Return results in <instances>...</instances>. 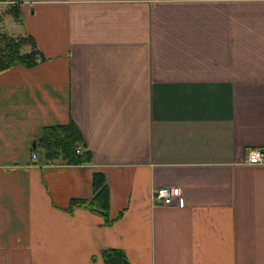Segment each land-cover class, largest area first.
Segmentation results:
<instances>
[{
  "label": "crops",
  "instance_id": "obj_1",
  "mask_svg": "<svg viewBox=\"0 0 264 264\" xmlns=\"http://www.w3.org/2000/svg\"><path fill=\"white\" fill-rule=\"evenodd\" d=\"M2 33L45 60L0 70V264H264V0H0ZM70 121L91 158L48 161ZM96 173L108 214L70 209Z\"/></svg>",
  "mask_w": 264,
  "mask_h": 264
},
{
  "label": "trees",
  "instance_id": "obj_2",
  "mask_svg": "<svg viewBox=\"0 0 264 264\" xmlns=\"http://www.w3.org/2000/svg\"><path fill=\"white\" fill-rule=\"evenodd\" d=\"M18 1V0H11ZM18 6V5H16ZM15 6L16 20H20V10ZM29 45L31 50L24 51ZM45 60L35 39L31 35L14 37L7 33L0 35V70L22 65L34 67ZM48 161L61 160L67 164H79L91 158L84 137L74 121L67 124H56L44 127L41 137L36 142ZM80 150V152H78ZM94 195L91 200L73 198L70 209L76 206H88L108 214L110 207L109 186L104 173H96L93 179ZM105 264H131L126 253L121 249H106L102 253Z\"/></svg>",
  "mask_w": 264,
  "mask_h": 264
},
{
  "label": "built area",
  "instance_id": "obj_3",
  "mask_svg": "<svg viewBox=\"0 0 264 264\" xmlns=\"http://www.w3.org/2000/svg\"><path fill=\"white\" fill-rule=\"evenodd\" d=\"M80 152V150H78ZM36 157V154H33ZM264 161V154L260 149H253L249 152L248 162L251 164H261ZM155 198L162 202L164 205H172L177 202L179 205L182 204V199L179 198L178 193L175 189L169 187H161L155 191Z\"/></svg>",
  "mask_w": 264,
  "mask_h": 264
},
{
  "label": "rangeland",
  "instance_id": "obj_4",
  "mask_svg": "<svg viewBox=\"0 0 264 264\" xmlns=\"http://www.w3.org/2000/svg\"><path fill=\"white\" fill-rule=\"evenodd\" d=\"M14 32V31H13ZM15 33V32H14Z\"/></svg>",
  "mask_w": 264,
  "mask_h": 264
}]
</instances>
